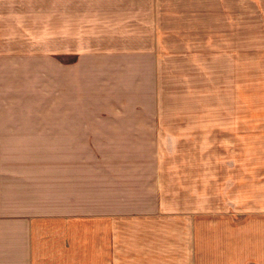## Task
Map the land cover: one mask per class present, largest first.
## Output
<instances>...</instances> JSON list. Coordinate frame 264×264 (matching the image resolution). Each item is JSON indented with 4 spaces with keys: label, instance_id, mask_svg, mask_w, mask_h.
Listing matches in <instances>:
<instances>
[{
    "label": "crops",
    "instance_id": "crops-1",
    "mask_svg": "<svg viewBox=\"0 0 264 264\" xmlns=\"http://www.w3.org/2000/svg\"><path fill=\"white\" fill-rule=\"evenodd\" d=\"M244 49L264 59V0H0V176L59 156L57 192L35 162L0 178V264H264L241 115L146 81L241 75ZM55 75L57 116L19 107Z\"/></svg>",
    "mask_w": 264,
    "mask_h": 264
},
{
    "label": "rangeland",
    "instance_id": "rangeland-1",
    "mask_svg": "<svg viewBox=\"0 0 264 264\" xmlns=\"http://www.w3.org/2000/svg\"><path fill=\"white\" fill-rule=\"evenodd\" d=\"M254 44H244V47ZM254 51V50H253ZM253 51L244 49L243 73L241 75H162L146 76L147 83L162 82L163 98L172 109L178 111L202 109L200 105L210 103L212 115L226 113L239 114L243 119V163L244 181L251 182L252 176L258 181V215L264 220V59H252ZM57 60L73 62V58H62L56 55ZM53 69V68H52ZM214 69H212L213 71ZM85 71V67H84ZM194 102V107L192 106ZM19 107L26 113L59 114V94L57 76H52L50 92L44 97H31L27 92L18 100ZM193 108H192V107ZM209 108V107H208ZM206 109V108H205ZM50 111V112H49ZM3 180L11 184L33 176L35 171L26 169L27 164L35 162L41 169L38 173L51 181V186L57 192L58 155H7L1 156ZM256 176V177H255ZM57 207V201L51 203V208ZM254 208V206H253ZM244 217L249 208H244Z\"/></svg>",
    "mask_w": 264,
    "mask_h": 264
}]
</instances>
